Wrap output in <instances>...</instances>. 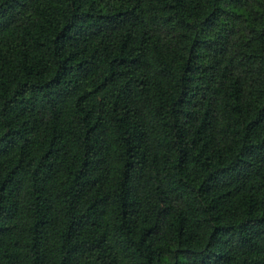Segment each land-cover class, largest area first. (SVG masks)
Returning a JSON list of instances; mask_svg holds the SVG:
<instances>
[{
  "label": "trees",
  "instance_id": "1",
  "mask_svg": "<svg viewBox=\"0 0 264 264\" xmlns=\"http://www.w3.org/2000/svg\"><path fill=\"white\" fill-rule=\"evenodd\" d=\"M0 264H264V0H0Z\"/></svg>",
  "mask_w": 264,
  "mask_h": 264
}]
</instances>
